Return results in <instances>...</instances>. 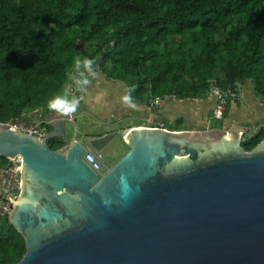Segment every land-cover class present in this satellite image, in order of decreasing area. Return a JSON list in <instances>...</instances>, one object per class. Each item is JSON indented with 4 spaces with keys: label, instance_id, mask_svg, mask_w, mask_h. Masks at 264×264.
Returning a JSON list of instances; mask_svg holds the SVG:
<instances>
[{
    "label": "water",
    "instance_id": "95a60500",
    "mask_svg": "<svg viewBox=\"0 0 264 264\" xmlns=\"http://www.w3.org/2000/svg\"><path fill=\"white\" fill-rule=\"evenodd\" d=\"M68 117L49 118L45 138L0 124V155L21 158L8 220L26 252L13 264H264V138L247 150L240 127L133 126L82 143ZM115 135L129 150L95 172L86 148Z\"/></svg>",
    "mask_w": 264,
    "mask_h": 264
},
{
    "label": "trees",
    "instance_id": "16d2710c",
    "mask_svg": "<svg viewBox=\"0 0 264 264\" xmlns=\"http://www.w3.org/2000/svg\"><path fill=\"white\" fill-rule=\"evenodd\" d=\"M82 48V62L92 59L124 83L135 104L171 93L205 97L209 78L222 87L250 81L264 97V0H0L1 119L38 108L46 115ZM263 138L242 144L251 150ZM7 162L0 155V167ZM25 252L8 215L0 217V264Z\"/></svg>",
    "mask_w": 264,
    "mask_h": 264
},
{
    "label": "crops",
    "instance_id": "0c3cea01",
    "mask_svg": "<svg viewBox=\"0 0 264 264\" xmlns=\"http://www.w3.org/2000/svg\"><path fill=\"white\" fill-rule=\"evenodd\" d=\"M84 54V53H83ZM86 57L83 55L79 61ZM72 70V75L76 72ZM79 70V69H78ZM77 70V71H78ZM100 74L98 79L88 84L85 99H81L84 105L83 111L92 119V125L99 121L105 123L113 119L116 126L122 129L124 123L130 129L133 126H162L170 127V130H191V131H210L212 129H222L229 131L232 127L243 129L241 140L246 141L264 132V97L255 93L254 86L250 81L238 83L243 98L240 101L232 102L228 105L224 118L221 120L212 119V109L215 104L214 99L205 96L201 98H165L153 99L154 105L132 104L130 107L123 101L125 85L121 81H113ZM73 76H71V81ZM73 83V82H71ZM71 89V87H70ZM71 100V99H70ZM41 113L45 118L59 116L63 111L50 109L45 115L43 110L38 108L30 112V116H37ZM180 122V125H178ZM103 125V124H102ZM95 126L87 128L80 133V136L70 133L69 140H79L82 143L92 137L101 136L105 127ZM103 171L111 167L115 162L106 160L104 148ZM1 190V185H0Z\"/></svg>",
    "mask_w": 264,
    "mask_h": 264
},
{
    "label": "built area",
    "instance_id": "2783aa9c",
    "mask_svg": "<svg viewBox=\"0 0 264 264\" xmlns=\"http://www.w3.org/2000/svg\"><path fill=\"white\" fill-rule=\"evenodd\" d=\"M92 71L95 75H91L89 70L83 67L81 71H79L77 79L82 78L80 76V74H82L84 77H87L89 81L88 84L93 83L102 73L98 63L92 65ZM88 84L82 88H78L75 82L71 83V91L79 101H81L79 96L86 93ZM207 96L215 101L212 109V119L215 120L223 119L228 105L232 102L240 101L243 98L238 84H229L222 87L216 78H209L207 80ZM165 98L177 97L175 94L171 93L154 99L159 100ZM151 105H154V101H151ZM73 112H69V119L74 118ZM0 124H6L10 129L18 130L29 135L45 138L49 132L48 126L50 122L41 113H38L37 116H30V113H21L10 118L8 121H3L0 117ZM83 159L95 172H103L104 153L102 150H95L87 147L83 154ZM20 170V157L8 159V162L0 167V217L8 215L13 207L14 200L17 199L21 191Z\"/></svg>",
    "mask_w": 264,
    "mask_h": 264
},
{
    "label": "rangeland",
    "instance_id": "374dc122",
    "mask_svg": "<svg viewBox=\"0 0 264 264\" xmlns=\"http://www.w3.org/2000/svg\"><path fill=\"white\" fill-rule=\"evenodd\" d=\"M85 52H87V49L82 48L80 52V57H82L83 55L85 56ZM71 76H72V71L69 77ZM70 87H71V78H70V83L67 86H65L61 92L56 94L55 98L56 97H66L67 99L70 100L73 97H76L75 94L72 93ZM84 95H86V93L81 94L79 96V99H85ZM81 101H79V104L76 110L73 112L74 118L67 120V139L68 140H69L70 133L72 135H77L78 137L80 136V133L82 131L86 130L87 128H91V126L97 127L95 128L97 131H99V127H105L104 132H107L108 130H111V131L127 130L128 127L126 126L127 124L125 123L121 125L123 127L122 129H118L119 126L118 127L116 126L113 119H110L106 121L105 123H100L99 121H97L95 125L94 124L92 125L91 123L92 119L83 111L84 105H81L82 104ZM49 140L54 141L55 138H49ZM60 140L65 142L63 139H60ZM128 150H129L128 145L119 135H115L104 147V151L106 153V160L110 162H117Z\"/></svg>",
    "mask_w": 264,
    "mask_h": 264
},
{
    "label": "clouds",
    "instance_id": "9594fccd",
    "mask_svg": "<svg viewBox=\"0 0 264 264\" xmlns=\"http://www.w3.org/2000/svg\"><path fill=\"white\" fill-rule=\"evenodd\" d=\"M93 64H94V60L86 58L83 62L77 61L76 68L79 69L83 65V67L89 70L91 75H95V73L92 71ZM80 76L82 78L75 80V84L77 85L78 88H82L83 86L87 85L89 82L87 77H84L82 74H80ZM122 99L130 107H135V105L132 104L129 96L126 95ZM78 104H79V100L76 97H73L71 100L67 99L66 97H56L49 102L48 107L50 109H56L58 111H63L67 113V112L75 111Z\"/></svg>",
    "mask_w": 264,
    "mask_h": 264
}]
</instances>
